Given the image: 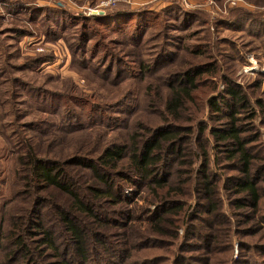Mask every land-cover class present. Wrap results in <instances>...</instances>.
Masks as SVG:
<instances>
[{
	"label": "trees",
	"instance_id": "obj_1",
	"mask_svg": "<svg viewBox=\"0 0 264 264\" xmlns=\"http://www.w3.org/2000/svg\"><path fill=\"white\" fill-rule=\"evenodd\" d=\"M250 1L264 7V0ZM1 3L18 4L20 8L33 9L34 14L41 8L35 4L36 2L31 1L26 4L21 0H0ZM121 7L119 5L104 10V13L90 15L71 13L61 5L57 8L50 7L61 9L60 19L73 17L76 21L75 25L81 23L78 36L75 38L76 47L71 50L73 64L75 66L79 55L86 59L89 55L92 56V62L86 61L80 64L79 69L86 71L85 73L88 74L86 76L108 93H96L95 88L93 93L84 94L76 87L72 101L81 105L79 112L75 110L70 112L63 108L62 103L66 97L58 94L60 92L49 93L57 106L56 111L52 113L59 116L61 121L56 125H50V128H45L47 143L40 136L28 139L19 134L20 141L17 144L19 150H12L10 155L5 156L6 164L3 166V171L9 175L18 174L19 182L11 176L1 181L4 195L0 198V264L87 262L91 260V248L98 251L107 243L108 236L113 233L108 231L113 226L122 229L119 243L111 248L113 255L119 261H124L125 264H160L167 260L165 258L167 253H162L161 249L164 247L173 249L172 247L176 245L173 239L178 237L182 225L188 223L190 217L191 223L200 220L212 227L209 236L211 243L225 242L221 246L223 248L213 245L208 250L209 256L205 257L206 264H214V261L219 259L216 258V254L220 251L226 253L223 257L224 263L233 264L234 247L228 229L234 227L232 221L236 219H239L237 232L242 235L240 259L248 250L254 255L252 264H264V258H261L264 253V186L260 184L264 174V150L259 154L252 149V142L259 139L260 131L254 123L250 124L247 121L254 119L256 113L249 112L248 116H240L241 111L248 112L252 108L251 98L245 91L230 87L225 90L228 93L227 99L213 97L210 101L211 115L219 117L220 114H224L229 117V120L223 124L224 127H210L209 131L218 137L221 143L228 142L223 151L230 163L235 161L233 166L229 164L228 168L236 170L237 173L226 175L222 186L227 192L229 189L232 195L230 205L236 208V211L232 214V219L222 210L220 211L221 203L217 200L219 188L214 187L215 182L210 179L201 183L200 189L206 193L209 201L206 211L212 217L203 216L196 210L193 211V205L189 202L192 194L188 192V187L198 176L207 178L208 175L210 159L205 131L206 122L199 123L200 127L194 138L196 146L192 147L191 151L188 150L187 154H183L181 142L193 135L196 125L183 126L178 121L183 116L191 120L188 114L182 113L185 108L190 109L193 94L202 86L200 81H196L195 76L214 69L218 62L214 63V60H211L197 63L190 58L187 63L190 64L189 68L182 72L177 71L178 66H173L182 65L180 56L187 51L191 52L189 55L198 57L205 56L207 50L215 48L210 31L212 24L217 29L229 25L241 27L245 21L251 20L264 26V18H259V15L252 14L250 10L242 7H230L232 17L223 19L220 17L224 16H220L212 20L209 18V13L202 8L188 9L179 0H169L161 11L151 10L149 6ZM45 12L48 13L49 9H45ZM260 13L262 11L258 10L257 14ZM165 15L175 16L177 22L164 19ZM201 22L207 27L205 42L193 44L185 42L196 35L192 27ZM131 25L134 27L132 32L128 29ZM153 25L155 29L149 30ZM98 26L101 28L108 26V32L124 34L128 38L137 37L134 46L139 47L144 43L155 46L149 60L143 59L138 53L139 59L128 60L132 55L131 50L118 49L114 46L117 42L113 41L110 44L113 51L107 52L109 56L104 59L100 68L110 65V70H113L116 66L120 67L119 64L125 63L134 69L132 75L135 76L149 71L152 62L154 66H164L179 56L169 70L175 80L178 78L176 81L184 80L183 83L187 84L177 87L173 83L166 82L164 88L147 80H141L143 76L139 77L140 82H138L135 77L116 78L115 75L112 78L111 74L108 77L97 74L94 61L98 57L97 49L102 43L96 38V34L100 31ZM17 29L21 34L31 33L27 27L19 26ZM175 30L180 32L176 33ZM150 31L154 33L147 36L146 33ZM108 32L102 33L101 38H106ZM170 35L180 37L183 41L174 48L159 43L161 39H166ZM91 40L93 42L89 45ZM117 45L119 46L120 43ZM44 57L39 61L52 59V56ZM27 67L26 65L25 68ZM98 78L107 82L112 80L113 84L103 85ZM204 87H209L206 93L208 94L217 86ZM131 93L140 98L141 107L132 114L134 120L130 124L133 126L126 135L117 131L107 136L102 129L96 128V124L95 127L86 124L68 126V118L78 116L91 120V123H96V117H99L102 125L106 126L107 121L120 117L119 114H115L119 113L115 112L119 109L115 106L116 102L123 103V98ZM106 97L112 100L109 106L104 100ZM258 102L264 105V101ZM223 104L230 107V112L223 110ZM6 105L13 107L12 101L6 102ZM199 105L204 107V101ZM148 107L152 110L145 112ZM12 115L14 120L9 122V125H20V121L16 122L18 116L14 113ZM242 119L244 121L240 122ZM157 120H160L157 125L146 122ZM27 123L24 128H35V121ZM249 129L252 130L250 133L254 134L252 138L244 135ZM5 142L11 143L9 138H5ZM176 154L177 158L198 157L201 160L200 172L193 168H184L185 171L176 169L178 163V159L176 161L174 159ZM76 166L82 167L83 170L79 173L75 172L72 168ZM189 172L190 175L185 177L184 175ZM126 186L136 188L132 190L133 198L125 194ZM16 187L24 191L22 196L13 195V189ZM55 192L62 193L60 201L55 200L53 194ZM211 194L213 197L208 198ZM138 195H141L143 202L136 200ZM133 199L136 202H132ZM43 203H51L56 221L63 225L61 231L47 227V224L41 220ZM151 204L156 206L152 208ZM120 205L124 206L121 213H125V217L116 221L111 213H116L114 207ZM219 216H222L220 223L227 229L225 230L227 238H224L221 230L215 228V224L219 222L217 220L214 224L211 222L213 218L217 219ZM174 225L175 228L169 229ZM194 226L198 227V224ZM166 236H171L172 240H167ZM190 246L193 248L195 245ZM201 249L203 248L200 247L195 251ZM182 256L187 257L186 254ZM102 259L111 262L106 256ZM201 259L198 256L196 260ZM92 260L95 263L96 258Z\"/></svg>",
	"mask_w": 264,
	"mask_h": 264
},
{
	"label": "rangeland",
	"instance_id": "obj_2",
	"mask_svg": "<svg viewBox=\"0 0 264 264\" xmlns=\"http://www.w3.org/2000/svg\"><path fill=\"white\" fill-rule=\"evenodd\" d=\"M21 1H25V3L28 1L34 3L36 2L35 4L37 6H41V8L38 13L34 14L33 12L35 10L20 8L18 4H0V89L2 90L0 93V198L4 195V187L1 181H5L6 177L11 176L16 180V182H19L18 174L9 175L3 171V166L6 164L4 159L5 156L10 155L12 150H19L17 146L20 141L19 134H22L24 138L28 139H33L35 136H40L43 138L44 142L47 143V138L45 137V128H50V125H56V123L61 121L59 116L53 115L52 113L56 111L57 106L56 101L49 95V93L57 91L60 92L58 94L65 96L66 99L62 103V106L64 109L69 110L70 112L72 110L79 112L81 109V105H79V103L72 101V96L75 95L76 87H78V90H81L84 94L93 93L95 88L96 93H108L107 90L102 88V86L98 85L97 83L95 84L92 80H90L88 76H86L88 75L85 73L86 71H81L79 69L80 64L86 61L89 63L92 62V56L89 55L86 59V57L79 55V59L76 61L75 66L73 64L71 50L76 47L75 44H77V42L75 38L78 36L77 34L81 28V23L75 25L76 21L73 17H71V19L68 17L62 20L59 17L61 9L50 8H57L59 5H61L71 13L90 15L92 14V10L99 7L101 2L105 0ZM179 1H181L188 9L202 8L204 11L209 13V18L212 20L220 16H224L220 17L223 19L230 18V16L232 17V13H230L231 9H229L230 7H242L250 10L252 14L259 15V18H264V7L257 6L254 1L250 0ZM167 2H169V0H166V3L160 2V0H129L127 2L120 1L115 6L111 5L102 9L106 10L119 7V5L122 6L121 8H123L126 5H129L133 8L149 6L151 10L161 11L165 6H167ZM45 9H49V12L46 13ZM258 10H261L262 13L257 14ZM36 16L39 17L36 19ZM163 18L177 22L175 16L165 15ZM19 26L29 28L31 33L21 34L17 29ZM98 27L100 28V31L96 34V38L102 43L97 49L98 57H96V61H94V64H96L97 74L107 75V77L111 74L112 78L115 75L116 78L119 76L128 79L135 77L137 78L138 82H140L139 77L143 76L141 80H147L152 84L164 88L166 82L173 83L174 86L177 87L187 84L186 82L183 83L184 80L182 82L176 81L178 78L175 80L174 77L171 76V71L169 70V68L172 67L171 64L176 62L179 59V56L173 62L167 63L164 66H154L152 62L149 71L142 74L138 73L135 76L132 75V72H135L134 69L125 63L119 64L120 67L116 66L113 70H110V65H105V68H100L102 63H104V59L108 58V53L113 51V47L110 46L111 42L113 41L117 42V44L120 43L119 46L117 44H113L116 46V48H125L131 50L132 55L128 58V60L136 59L137 53L140 54V56H143V59L149 60L153 54L155 46L144 43L137 47L133 45L136 43L135 40L138 39L137 37L128 38L124 34L120 35L118 33L114 34L112 32H108V26L103 28L100 26ZM192 28L196 31V35L192 36L190 39H187L185 42L188 41L187 43L190 44L205 42V38L207 36L206 25L201 22ZM128 29L130 32L134 31V27L132 25L129 26ZM151 29H155L154 25L149 28V30ZM104 30L108 33L106 34V38H101L102 33H105ZM210 31L213 43L216 45L215 48L209 47L211 49L206 51L205 56L202 55L198 57L189 55L191 52L187 51L180 56L182 65H173L178 66L177 71L182 72L186 68H189L190 64L187 63L189 62L190 58L191 60L194 59L197 63L205 61L209 62L211 60H214V63L218 62L214 69L204 71L195 76L196 81H200L202 86H200L197 89V92L193 94V103L189 106L190 109L188 110L185 108L182 113L183 115L188 114L191 120H188L183 116L184 119L180 118L178 123L183 126L189 124L196 125L193 135H191L188 140L181 142L183 154H187L186 152L188 150L191 151L192 147L196 146L194 138L196 137L197 130L200 127L199 123L203 121L206 122L205 131L209 144L208 150L210 167L207 170V178H203L202 176L197 177V175L194 173L197 179L190 187H188V192L192 194L189 197V202L193 205V211L195 212L196 210L203 216L212 217L206 211V208L209 205V201L206 198V193L200 189L202 188V185H200L201 183H205L211 179L215 182L214 187L219 188L217 200L221 203L220 211L222 210L232 219V214H234L236 208L230 205L232 195H230L229 189L227 192V189L224 188L222 184L226 175H233L237 173L236 170H230L228 168L229 164L232 165L235 161L230 163L226 159V155L224 153L225 151H223L227 146L226 143L228 142L222 141L221 143V141L218 140V137L214 136L209 131L210 127H224L223 124L229 120V117L224 114H220L219 117H214V115H211L212 108L210 101L213 97H218L219 99L223 98V100L225 97L227 99L228 93H226L225 90L230 87L236 90H243L249 94L252 108L248 112L241 111L240 116H248L249 112L256 113L255 118L252 120L248 119L247 122H250V124L254 123L255 127L260 131L259 139L252 142V149L256 150L259 154H262V151L264 150V105L262 102L258 101H264V26L262 24L260 25L256 21L248 20L245 21L241 27L229 25L221 26L217 29V27L212 24ZM169 32H171V30H169ZM174 32L178 33L180 31L175 30ZM152 33L154 32L150 31L146 34L149 36V34ZM181 41L183 40L180 37L170 35L166 39H161L159 43L166 44V46L169 45L170 47L174 48L180 45ZM92 42L93 41L91 40L88 44L90 45ZM105 44H107V46H105ZM44 56H52V59L39 61L41 58H45ZM139 58L140 57L137 59ZM26 65L28 66L27 68H25ZM99 80L103 85L108 83L113 84L112 80L109 82L102 79ZM207 85H214L217 87L215 90H210L209 93L206 94L209 87L205 88L204 86ZM123 99V103L117 101L115 104V106H118L119 108L115 110V112L119 113L115 114H119L120 117L107 121L106 126L102 125V123L99 121V117H96V123H91V120L81 116L69 117L68 126L71 125L72 127H75L76 125L80 126V124L94 126V124H96V128L102 129L104 132H106L107 136L117 131L126 135L133 126V124H130L131 121L133 122L134 120L132 114L137 108L141 107V104L140 98L138 96L136 97L132 93L130 95H126ZM104 100L107 102V106L111 105V99L106 97ZM8 101H12L13 107L6 105V102ZM203 101L204 107H201L199 104ZM222 108L225 112H230V107L226 106V104H223ZM151 110L152 109L148 107L145 109V112H150ZM13 113L18 116V119H20H17L16 121L21 122L18 126L9 125V122L14 120L12 115ZM34 121L36 122L35 128L29 129L23 127L24 125L28 124L27 122ZM159 121L160 120L146 122L152 125H157ZM243 121L244 119H242L240 122ZM251 131L252 130L249 129L247 133H244V135L250 136V138H252L251 136L254 134H251ZM5 138H9L11 143L7 144L5 142ZM198 145L200 146V143ZM177 157V154L174 155L175 161L178 159L176 169L185 171L184 168H193L200 172L199 169L201 168V160L198 157ZM72 169H74L77 173L83 170L82 167L77 166L73 167ZM174 172L175 167L172 172L173 177ZM189 175L190 172L186 173L184 176L187 177ZM194 175L193 178H195ZM260 184L264 186V174L261 177ZM133 189L136 188L133 186H126L124 188V192L128 197L133 198ZM23 192L24 191L18 187L13 189V195L15 196H22ZM53 194L56 201H60L61 197L63 196L60 192H55ZM210 197H213V194L208 196V198ZM47 198L49 199L48 196ZM136 200L143 202L141 195H138ZM132 202L136 201L133 199ZM198 204L202 205L200 206ZM155 206L156 205L151 204L152 208ZM41 208L43 212L40 217L41 220L47 224V227L56 228L57 230L61 231L63 225H60L59 222L56 221L54 208L52 207L51 203H43ZM114 208L116 209V213H111V216L115 218L116 221L123 220L125 213L121 212L124 210V206L120 205ZM221 212L217 213L222 214ZM221 217L222 216H219L217 219L213 218L211 222L214 224L217 220L219 223L215 224V228L221 230L224 233V238H227L228 236L225 233V230L227 229L220 223ZM238 220L239 219L232 221L234 227L228 229L230 230L231 242H233L234 247V257L232 263L252 264L251 262L254 259V255L248 250L245 251L240 259V238H242V235L238 233L236 229ZM112 223L109 224L112 225ZM194 224H198V227L194 226ZM175 227V225L170 226L169 229H173ZM211 228L207 223H203L200 220H195L191 223V217L188 218V223L182 225L178 237L173 239V242L176 244L174 247H172L173 249H168V247L161 249L162 253H167L165 257L167 260L160 264H206L205 257L209 256L208 250L211 249L213 245L218 246V248H223L221 246L225 244L224 241H221L222 243L219 242L216 244L211 243L209 238L210 234L212 233ZM110 231L113 233L108 236L107 243L102 245L100 250L98 249V251H96L91 248V260L87 262L80 261L78 264H125L124 261H119L118 258L113 255L111 249L112 246H116L119 243V235L121 234L122 229L113 226V228L108 232ZM137 238L139 239L140 236ZM165 238L167 240H172L171 236H166ZM191 244H194L195 246L191 248ZM200 247L203 249L200 251H195ZM183 254H186L187 257L182 256ZM225 254L226 253H222V251L217 253L216 258L219 259L214 261V264H225V261L223 260ZM103 256L109 258L111 262L104 261L102 259ZM198 256L202 259L196 260ZM93 258H96L95 263L92 260ZM261 258H264V253L262 254ZM49 262L50 261H47V263L42 264H49Z\"/></svg>",
	"mask_w": 264,
	"mask_h": 264
},
{
	"label": "built area",
	"instance_id": "obj_3",
	"mask_svg": "<svg viewBox=\"0 0 264 264\" xmlns=\"http://www.w3.org/2000/svg\"><path fill=\"white\" fill-rule=\"evenodd\" d=\"M120 1H124V2H127L129 0H105L103 2H101V4L99 5V7H97L96 9L92 10V13H94V11H96V13H99L100 11L104 10L102 8L104 7H108V6H115L117 5L118 2Z\"/></svg>",
	"mask_w": 264,
	"mask_h": 264
},
{
	"label": "crops",
	"instance_id": "obj_4",
	"mask_svg": "<svg viewBox=\"0 0 264 264\" xmlns=\"http://www.w3.org/2000/svg\"><path fill=\"white\" fill-rule=\"evenodd\" d=\"M149 1V0H148ZM189 1V0H188ZM160 2H164V3H166V0H160Z\"/></svg>",
	"mask_w": 264,
	"mask_h": 264
},
{
	"label": "water",
	"instance_id": "obj_5",
	"mask_svg": "<svg viewBox=\"0 0 264 264\" xmlns=\"http://www.w3.org/2000/svg\"><path fill=\"white\" fill-rule=\"evenodd\" d=\"M94 13H96V11H94ZM99 13H104V11L102 10V11H100Z\"/></svg>",
	"mask_w": 264,
	"mask_h": 264
}]
</instances>
